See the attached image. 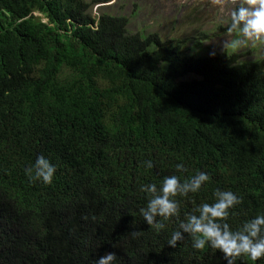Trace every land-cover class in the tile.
<instances>
[{
    "label": "trees",
    "instance_id": "obj_1",
    "mask_svg": "<svg viewBox=\"0 0 264 264\" xmlns=\"http://www.w3.org/2000/svg\"><path fill=\"white\" fill-rule=\"evenodd\" d=\"M110 1L0 0V264H95L109 251L113 264H227L187 234L167 241L217 188L241 197L233 230L264 213V59L191 55L124 15L92 14ZM38 155L56 166L50 184L24 174ZM180 162L183 178L210 179L157 232L140 185L181 175Z\"/></svg>",
    "mask_w": 264,
    "mask_h": 264
},
{
    "label": "clouds",
    "instance_id": "obj_2",
    "mask_svg": "<svg viewBox=\"0 0 264 264\" xmlns=\"http://www.w3.org/2000/svg\"><path fill=\"white\" fill-rule=\"evenodd\" d=\"M214 5L222 6L224 0H211ZM229 33L236 32L243 40L264 42V0H239V4L230 13ZM242 39L226 42L225 46L238 47ZM147 168L154 167L151 159L143 162ZM181 175H169L162 178L159 185L148 183L140 185V191L148 195L147 204L141 208L140 214L150 228L159 232L165 227L163 223L170 217L179 215L177 197H187L189 193H197L209 174L198 171L194 175L183 178L187 168L183 162L175 165ZM29 182L50 184L56 173V166L44 155H38L34 163L24 168ZM212 203L202 202L191 212L184 214L178 226L170 234L167 244L176 247L178 242L191 237L192 247L202 250L206 246L219 250L227 264H234L237 257L245 256L251 261L264 257V213L257 214L246 220L239 228L233 230L227 222L232 209L241 203V197L230 190L217 188ZM157 217L162 218L158 220ZM140 233L133 231L132 236ZM115 252H106L95 264H113Z\"/></svg>",
    "mask_w": 264,
    "mask_h": 264
},
{
    "label": "rangeland",
    "instance_id": "obj_3",
    "mask_svg": "<svg viewBox=\"0 0 264 264\" xmlns=\"http://www.w3.org/2000/svg\"><path fill=\"white\" fill-rule=\"evenodd\" d=\"M238 4L239 0H224L222 6L214 5L211 0H111L94 5L92 14L95 17L102 12L124 15L129 20V31L156 32L163 40H182L191 55L228 50L245 54V60L264 59V42L243 40L236 32L227 31L230 13ZM236 39L243 40L238 47L225 46Z\"/></svg>",
    "mask_w": 264,
    "mask_h": 264
}]
</instances>
